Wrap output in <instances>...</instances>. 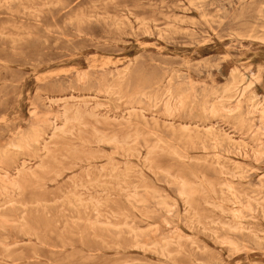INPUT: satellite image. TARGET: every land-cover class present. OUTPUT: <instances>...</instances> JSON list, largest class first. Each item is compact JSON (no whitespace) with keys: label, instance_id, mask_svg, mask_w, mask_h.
<instances>
[{"label":"rangeland","instance_id":"obj_1","mask_svg":"<svg viewBox=\"0 0 264 264\" xmlns=\"http://www.w3.org/2000/svg\"><path fill=\"white\" fill-rule=\"evenodd\" d=\"M9 3L0 264H264V0Z\"/></svg>","mask_w":264,"mask_h":264},{"label":"bare ground","instance_id":"obj_2","mask_svg":"<svg viewBox=\"0 0 264 264\" xmlns=\"http://www.w3.org/2000/svg\"><path fill=\"white\" fill-rule=\"evenodd\" d=\"M10 1V7H11V9L13 10V8H14V5H16V9H17V13H19V14H22V15H25V11L27 10V8H29L28 6H25V4H26V2L28 1V0H9ZM141 44V43H140ZM143 47V46H142ZM155 47V46H154ZM135 49V48H134ZM162 51V50H161ZM168 53V52H167ZM199 55H201V54H199ZM74 58V57H73ZM76 58V57H75ZM190 59V58H189ZM78 60V59H77ZM119 61V60H118ZM74 62H75V60H74ZM114 64V63H113ZM48 71V70H47ZM50 73V72H49ZM48 74V73H47ZM38 78V77H37ZM250 84V83H249ZM251 85V84H250ZM23 91V90H22ZM23 93V92H22ZM73 97V96H72ZM52 100V99H51ZM255 101V100H254ZM253 102V101H252ZM179 103V102H178ZM98 106V105H97ZM51 107V106H50ZM100 107V106H99ZM105 107V106H104ZM102 109V108H101ZM83 110V109H82ZM17 112V111H16ZM128 112V111H127ZM205 112V111H204ZM70 113V112H69ZM79 113H76V114H74L73 116L74 117H72L71 119L69 118V117H67V115L66 114H63L61 117H64L65 118V120H67V121H70V120H72V121H74V122H76L77 124H82V120H81V118H80V116L78 115ZM212 116V115H211ZM105 118V117H104ZM56 119V118H55ZM84 119V118H83ZM6 119H4V121H5ZM3 121V122H4ZM186 127V126H185ZM74 132V131H73ZM224 132V131H223ZM72 133V132H71ZM73 134V133H72ZM72 137H74V136H72ZM137 138V137H136ZM134 141H136V139L134 140ZM234 141V140H233ZM110 142H113L115 145H116V147L118 148V149H122L123 151H124V149H125V145L123 144L124 142H121V141H119V140H116V139H113V140H111ZM245 143V142H244ZM16 149V148H15ZM45 151V150H44ZM217 151V150H216ZM47 152H48V149H47ZM138 152V151H137ZM42 153V152H41ZM217 155V154H216ZM246 156V155H245ZM45 157V156H44ZM146 161V160H145ZM30 163V162H29ZM140 168V167H139ZM35 169V168H34ZM47 169V168H46ZM224 169V168H223ZM114 170V169H113ZM4 171V170H3ZM228 171H229V169H228ZM88 172V171H87ZM110 176V175H109ZM112 176V175H111ZM5 178L7 177V176H4ZM35 178V177H34ZM111 178V177H110ZM9 179V178H8ZM58 179H60V178H58ZM88 179V178H87ZM8 182V181H7ZM10 185H12L13 187H14V183H12V181L10 182ZM225 186V185H224ZM3 188V187H2ZM16 189V188H15ZM228 189V188H227ZM232 189V188H231ZM137 190V189H136ZM229 190V189H228ZM183 193V192H182ZM2 196V195H1ZM130 199V198H129ZM142 203V202H141ZM15 204V203H14ZM165 208H167V207H165ZM168 209H169V207H168ZM229 210V209H228ZM241 210V209H240ZM235 215H236V213H234ZM237 215H239V214H237ZM239 220V219H238ZM109 221V220H108ZM7 222V221H6ZM8 224V223H7ZM215 225V224H214ZM102 226V225H101ZM113 226V225H112ZM113 227H115V226H113ZM126 227V226H125ZM168 227V226H167ZM225 227V226H224ZM242 232V231H241ZM243 233V232H242ZM179 238V237H178ZM190 238V237H189ZM136 239V238H135ZM163 242H164V240H163ZM12 248V247H11Z\"/></svg>","mask_w":264,"mask_h":264}]
</instances>
